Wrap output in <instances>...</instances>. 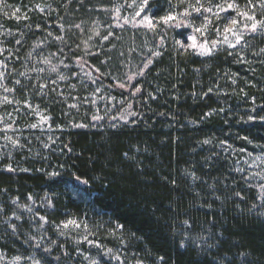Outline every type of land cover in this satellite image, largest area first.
<instances>
[{
    "label": "trees",
    "instance_id": "trees-1",
    "mask_svg": "<svg viewBox=\"0 0 264 264\" xmlns=\"http://www.w3.org/2000/svg\"><path fill=\"white\" fill-rule=\"evenodd\" d=\"M111 2L7 0L4 3L5 7H19L22 13L17 23L4 19L1 22L4 31L1 33H12L5 34L1 40L8 54L7 65L11 69L8 79L15 89L13 97L20 104L27 101L32 106L38 105L51 117L55 143L45 148L41 135L23 124L20 127L19 139L24 146L11 148L5 157L14 171L9 173L6 168H0V207L4 209L0 212V251L23 256L39 251L32 247L33 241L28 237L41 231L35 230L26 214H20L21 222L14 218L9 221L17 225L15 234L5 220L15 211L13 199L26 204L27 196L32 194L39 202L47 193L54 201V208L43 209L50 223L42 233H50L46 245L57 241L52 245L51 255H59L60 264H86L82 258H75L72 243L57 235L53 228L52 222L59 223L70 216L87 219L92 231L97 233L96 239L107 247L119 249L131 261L140 258L145 264H157L158 257L163 256L164 264H193V261L214 264L220 260L224 264H264V202L257 199L259 194L250 179H244L245 169L237 171L242 168L238 162L241 153L253 152L264 145V127L241 120V117L246 120L253 97L257 105L264 103V63L261 62L264 53L253 55L264 48V35L246 37L250 46L237 51H242L249 63L241 64L236 62V55L229 57L226 51L211 57L178 55L172 30L168 31L161 49H156L158 34L149 31L140 37L128 30L121 38L117 31L114 41L100 45L97 38L85 45L101 46L99 57L86 60L85 67L89 70V66L100 70L99 73L92 70V75L99 77L93 84L73 67L78 63L76 58L86 51L81 41L98 29L99 22L108 16L101 9L108 8ZM237 2L244 5L246 0ZM151 6L157 14L166 12L168 0H153ZM24 15L28 18L24 19ZM61 36L62 40L56 39ZM117 37L120 40H115ZM16 40L21 43L17 44ZM150 48L161 51L162 55L153 58L146 75L138 78L143 95H127L116 84L126 82L127 70L132 73L143 67L138 56H150ZM56 55L68 58L66 63L70 68L67 73L62 72L67 77L65 80H60L56 72L50 71V66L41 62L50 57L57 64ZM34 67L44 71H32ZM21 72L26 75L21 76ZM17 79L21 81L19 85L14 83ZM136 82L134 79L133 83ZM40 84H45L43 90ZM97 88L101 89L99 95ZM210 88L212 92H208ZM100 99L107 106L99 115L103 119L95 121L92 113ZM118 101H125V108L132 103V111L138 115L129 116L128 120L135 123L125 124L119 118L111 120L108 107H115ZM73 104L76 107H70ZM220 108L225 110L223 114L201 120L205 112ZM19 115L13 109L12 116L19 118ZM114 123L116 127L111 126ZM243 136L253 143L238 138ZM205 139L211 143L203 144ZM222 140L232 147L225 151L226 145H220ZM125 152L135 159L125 160ZM57 164L65 165L62 170L65 174L56 182L43 171H37H51L49 165ZM192 172L199 179L193 180L186 174ZM70 173L89 180V184H78ZM173 179L175 186L171 184ZM105 182L110 185L109 195L100 197L97 194ZM236 192L243 200L235 196ZM253 204L258 207L252 208ZM185 219L189 220L191 229L184 228ZM116 223L124 225L123 245L108 234V229ZM101 224L104 227L97 230ZM174 228L188 231L193 240L203 237L213 247L200 252L188 241L187 247L181 249L178 245L182 237L173 234ZM59 244H64L72 257H65Z\"/></svg>",
    "mask_w": 264,
    "mask_h": 264
},
{
    "label": "snow or ice",
    "instance_id": "snow-or-ice-1",
    "mask_svg": "<svg viewBox=\"0 0 264 264\" xmlns=\"http://www.w3.org/2000/svg\"><path fill=\"white\" fill-rule=\"evenodd\" d=\"M151 2L152 0H124L123 4L116 3L113 6L112 12L116 19L115 27L119 28L122 27V24L119 23L122 21L123 25L130 24L132 27H146L149 31L159 35V42L156 45V49H161L165 46L166 37L168 35L169 30H183L178 32L181 38L176 39L173 38V43L175 45V51L178 55L183 56H198V57H211L220 51H226L229 57L236 55L238 57L237 63L245 64L249 63L246 57L243 55L242 51H237L239 48L240 50L246 49L250 46L249 41L246 39L249 35L253 37L256 34L264 35V0H246L244 5H241L237 2V0H168V10L165 12L164 15L156 17L154 13H151ZM4 3V0H0V5ZM41 12L44 11L43 8L37 6ZM133 9L132 13L128 15L121 16V10L124 8ZM31 10V9H29ZM21 9L19 7L15 8L12 16L19 20L21 17L17 16L16 14L19 13ZM5 15H8L5 13ZM24 19H27V15L23 16ZM200 21L199 24L196 21ZM2 27V26H0ZM37 28L40 25L36 26ZM75 27L79 28L80 25H76ZM61 30H63V25H60ZM215 33V38H210L211 33ZM4 34V33H0ZM7 35H12L11 32L6 33ZM49 36H52V33H48ZM95 35H99V32H95ZM113 36V32L111 30L108 31V34L102 37L103 41H107L109 37ZM57 40H62L63 37H56ZM91 39V37H89ZM118 39V37H117ZM17 44H20V40H16ZM86 43V42H85ZM4 51L3 48H0V54ZM63 51V49H61ZM134 51V49H133ZM151 55L147 56L144 60L143 67L139 68L137 71H133L131 74L127 75L126 82H117L116 87L122 89L124 93L130 95L132 97H136L138 95H143V89L141 86V82L139 81V77H143L146 75L145 70L149 69V66L154 63L153 58H158L162 55V52L159 50L149 49ZM264 53V48H261L259 53L253 52V55H259ZM9 55L11 52L9 51ZM32 53H29L31 57ZM85 56L93 55V53H89L85 51ZM123 55V53H121ZM77 66L80 67L81 71H84L85 65L87 64L86 60H83V57L77 58ZM44 64H49L50 60L48 58H44L42 61ZM264 63V61H261ZM63 63V61H61ZM0 67L7 68L8 65L5 64L3 61H0ZM64 67H68L67 64ZM90 70L85 72V75L88 79L95 84L99 77H94L92 75V70L99 73V69L95 68V66H89ZM32 71L35 72H43L44 69L40 68H32ZM51 72L57 71V66L52 65ZM251 71H255V69H251ZM21 76H25L24 72L20 73ZM76 75V73H73ZM103 75V73H100ZM235 75V74H234ZM5 73L0 71V89H3L5 93L14 92V88H9L5 86ZM67 77L64 75H59L60 80H65ZM136 79L137 82L133 83V80ZM235 83V80L232 81ZM14 83L19 85L21 83L20 80H15ZM53 84L56 81H52ZM254 86V85H253ZM72 87H75L73 85ZM40 88L43 90L45 88V84H40ZM101 89L97 88L96 92H99ZM243 92L244 89H241ZM208 92H212L210 88ZM149 97L155 99V96H152L151 93L148 94ZM195 95V93H193ZM204 96H207L208 93H204ZM247 95V93H245ZM127 98V96H126ZM110 99H115L114 97H110ZM19 103V101H13L9 99L8 96H4L0 99V104H12V103ZM87 102V100H85ZM95 101H93L94 103ZM251 108L246 112V120L244 117H241V120L244 123L252 122L253 124L259 123L262 127H264V103L260 105L256 104V99L253 97L251 99ZM24 107L31 109L28 115L35 114L39 117L36 123H31L28 127L32 129H36L41 127L44 124H48L51 117L48 115L42 114V111L39 110V106L33 107L27 101L24 102ZM70 107H76L75 104L70 105ZM132 103L129 102L127 111L122 113L119 116V119L123 121L125 124L128 123H135V120L129 121L128 117H136L138 113L136 111H132ZM16 112H19V108L15 109ZM225 110L220 108L218 111L213 109L209 112H205L204 115L201 117V120L212 116L214 114H223ZM12 113H7L8 117H12ZM103 117L96 115L93 116V120L99 121L102 120ZM113 120H116L117 117H112ZM225 123H228L225 120ZM0 124L3 127H0V133H3V140L7 143H11L14 148L23 147L20 143L19 137H13L9 135V131L13 130V124H15V118L13 117L12 123H5V118L0 117ZM76 127H83L84 125H74ZM112 127H116L117 125L114 123L111 125ZM59 128L60 126L57 125ZM49 130H51V125H49ZM240 139L247 140L249 144H252L253 141L249 139L248 136L238 137ZM49 141L55 143L51 137H49ZM203 144H209L211 141L209 139H205L202 141ZM220 145L226 147L224 148L225 151L232 147L231 144H227L226 141H220ZM3 147V145H0ZM45 148L48 147V144L44 145ZM67 147V145H65ZM261 149L260 154H257L253 157L252 152H248L247 155L252 157V163L248 164L249 168H254L257 163L264 165V145L259 146ZM68 151L71 152V148H68ZM240 151H244V149H240ZM123 157L125 160H134V156H130L129 153H123ZM247 164L248 162L245 161ZM52 168L51 171H44L43 169H37V171H43L44 175L47 176L50 180L54 182L57 181V178L62 177L65 173L62 171L65 169V165L57 164L56 166L49 165ZM136 167L139 169L140 165L137 164ZM7 172L11 173L14 171L11 164L6 166L5 169ZM22 171H28V169H22ZM237 171H244L243 168L237 169ZM191 176L193 180L199 179L194 172L186 173ZM70 175L74 176L76 182L81 185H88L89 180L81 179L79 175L75 173H70ZM255 177L256 179L260 180L261 183L257 185L259 190V196L257 199H260L264 202V168H261L260 171H255L249 173V176L244 177L247 181L250 178ZM171 184L175 186L176 181L173 179L171 180ZM102 191L97 194L100 197H104L109 195L108 189L110 185L108 183L101 184ZM235 196L239 197L243 200V197L239 192L235 193ZM219 199V197H216ZM27 200L30 203L20 204L18 203V198L12 200V203L16 205L17 208H21L26 210L28 213L32 214V220L36 223V230L44 229L45 225L50 223L48 220L47 213L41 215L38 211L33 212V205L35 204V198L32 194L27 196ZM42 203L40 207H47L48 209L54 208V201L53 199L45 193L43 197H41ZM258 207L256 204L252 205V208ZM4 209L0 207V212H3ZM251 211V209H250ZM67 216V213H65ZM20 221L22 217L18 215L15 211H13L12 215L7 217L5 223L7 227L12 230V233L15 234L17 232V225L15 223H9V221L13 220ZM54 229L59 236H65L68 234L69 231L75 232L78 238H73L74 244L77 246L75 249V258H82L83 261H86L87 264H125V253H122L119 249H113L111 247H107L103 244L99 239H90L89 237H95L97 235L96 232L92 231V226L88 223L87 219L85 218H78L76 216H70L67 219L60 220L59 223H54ZM182 224L185 229H191L192 225L190 224L189 220L185 219L182 221ZM101 227H104L103 224L97 226V230ZM79 230H82L79 231ZM123 230L124 225L121 223H116L115 227L108 229L109 236L113 238H118L120 244H125V240L123 238ZM173 234L181 235V240L179 241V248L185 249L187 247V242L191 241L192 244L195 246L197 250L203 252L206 248L213 247V245L207 244V240L203 237L199 238V241L193 240L190 236L188 231L179 232L177 229H173ZM46 233L35 236L30 235L28 237L29 240L33 241L32 247L39 250L36 253H32L26 256L16 255L13 257V262H19L24 260L26 264H60L61 257L59 255L52 256V245L57 244V241L52 240L50 244H44V236ZM87 244L89 248H95L97 250L96 255H91L86 251L82 250L80 245ZM61 252L65 257H72L64 244L58 245ZM138 257V254H136ZM244 255V253H241ZM4 257L0 255V261H3ZM165 258L163 256L158 257L157 264H164ZM128 264H132V261H129ZM134 264H145L144 260L140 258H136ZM193 264H198L197 261H193ZM214 264H224L223 260L214 261Z\"/></svg>",
    "mask_w": 264,
    "mask_h": 264
},
{
    "label": "rangeland",
    "instance_id": "rangeland-1",
    "mask_svg": "<svg viewBox=\"0 0 264 264\" xmlns=\"http://www.w3.org/2000/svg\"><path fill=\"white\" fill-rule=\"evenodd\" d=\"M7 0H4V3H6ZM12 1V0H11ZM153 1V0H152ZM4 3L2 5H0V26H2L1 22L2 20H8L10 22H13L12 24L14 23H17L18 20L12 16V13L14 11L15 8L17 7H5L4 6ZM116 3H120V4H123L124 3V0H112L111 2V5L108 7V8H102L101 10L104 11V13H108V16L105 15L104 18L99 22V24L97 25L98 29L97 30H93L91 31L90 33V36H87L85 40L81 41V43L83 42V45L87 46V41L88 42H92V40H95V39H99L100 38V45L102 44H105L106 42H108L109 40H112L114 41V35L115 33L118 31L119 34L121 36V38L123 37V34L124 32L130 30V32H132V34H136L137 36H140L142 37L143 35H146L147 32H149V30L146 28V27H132L130 24L128 25H123L122 21H120L119 23L122 24V27H115V23L117 22L114 15H113V12H112V9H113V6L114 4ZM156 8H154L153 6H151V13H154V15L156 17H159L161 15H164L165 12H162V13H159L157 14L155 12ZM133 9H129V8H124L121 10V16H124V15H128L130 13H132ZM5 13H7L8 15H5ZM17 16L19 17H22V13H17L16 14ZM197 24L200 23V21H196ZM111 30L113 32V36L109 37V39L107 41H103L102 40V37L107 35L108 34V31ZM8 31V30H6ZM99 32V35H95V32ZM183 30H172L173 32V35L175 36L176 39H180L181 37L179 35H177L178 32H181ZM1 32H4L1 27H0V33ZM151 32V31H150ZM7 32H5L4 34H0V48H3V42L1 40L2 36H4ZM89 37H91V39H89ZM210 38H215V33L212 32L211 35H210ZM115 40H120V37L118 39H115ZM86 42V43H85ZM158 42H159V36H158ZM174 44V43H173ZM88 46L86 48H84L86 51H88L89 53H93V55H81L80 57H83V60H92V59H95V56L99 57V54H101V46ZM175 47V45H173ZM4 49V48H3ZM139 55V54H138ZM60 57V59H59ZM140 59H142V66H143V63H144V60L146 58V56H138ZM7 59H8V54L6 55L5 51H3L2 54H0V61H3L5 64H7ZM48 59L50 60V63L49 64H46L48 66H52V65H56L57 66V71H56V75L57 77H59V75L63 74L62 72H65L67 73L68 69L70 68L69 66L68 67H64L66 63V61L68 60L67 57H63L62 55H56V58L55 60L57 61V64H54V61L52 58L48 57ZM77 59V58H76ZM61 61H63V63H61ZM68 65V64H67ZM74 70L75 72H78V74H81V75H85V72L89 71V68L88 67H85L84 68V71H81L80 67H78L77 65H75L74 67ZM0 71H3L5 73V80H4V84L5 86L11 88L10 86V80L8 78H11L10 76V71L11 69H9V67L7 68H2L0 67ZM131 74V72L129 70H127L124 74L125 76V80H126V77L127 75ZM87 77V76H86ZM100 92V91H99ZM99 92H97V94L99 95ZM13 93L14 92H9V93H5L3 91V89H0V99H2L4 96H8L9 99L13 100V101H17L14 97H13ZM107 104L105 102H103V100H99V104L96 108V110H94V112L92 113L93 116H96V115H100L102 113V111H105ZM35 107V106H33ZM126 107V103L125 101H118L117 104L115 105V107H108V115L112 116V117H117L119 118V116L122 114V113H125L127 111V108ZM19 108V112H17L19 115V118H15V124H13V130L12 131H9V135H12L14 138L15 137H19V134L22 132V128H20L22 126V124L24 125V127H27L29 128L31 131H33V133H38L39 135L42 136V138H44L42 140V142H46V144L48 145H51L53 144L52 142L49 141V137L52 138H55L54 136V133H55V130H54V127L52 125V122H51V119L49 121L48 124H44L42 125L41 127L39 128H36V129H32L30 127H28V125H30L31 123H36L39 119V117H37L34 113L31 114V115H28L27 113H29L31 111V109L29 108H25L24 107V103L20 104V103H12V104H0V117H3L5 118V123H12V119H13V116L12 117H8L7 116V113L11 112L13 114V109L15 111V109ZM39 110L42 111V114L44 115H47V113L42 110L41 108H39ZM24 115V116H23ZM49 116V115H48ZM92 116V118H93ZM19 120V121H17ZM21 120V121H20ZM110 120V119H109ZM113 120V119H111ZM94 122V121H92ZM18 124V125H17ZM49 125H51V130H49ZM0 127H3L2 124H0ZM3 133H0V145H3V147H0V168H6L7 165L11 164V162H8L7 163V159H5L6 156H8L9 154V151L11 150V148L13 149V146L11 145V143H7L3 140ZM261 152V149H255V151H253V157L257 154H260ZM241 157L242 159L239 160L238 162L239 163H242V168L245 169L244 171V174L246 176H249V173L251 172H255V171H260L261 168H264V165H261L259 163H257V165L254 167V168H249L248 167V164H251L252 163V157H249L247 155V153H241ZM245 161H247L248 163L246 164ZM250 181H251V184L253 186V188L256 189V191L258 192L259 194V190H258V187L257 185L259 183H261L260 180L256 179L255 177H252L250 178ZM18 203L20 204H24V203H21L20 201H18ZM30 203V202H28ZM42 201H35V204L33 205V212H39L41 215L44 214V211L43 209L45 207H40ZM15 212L20 215V214H26L25 216H28L30 222L36 226V223L32 220V214L31 213H28L26 210L24 209H21V208H17L15 207ZM13 213V212H12ZM12 215V214H11ZM10 215V216H11ZM22 220V219H21ZM18 221V222H21ZM6 224V223H5ZM7 225V224H6ZM47 225V224H46ZM45 225V227H46ZM54 228V227H53ZM36 230V229H35ZM43 229H40L41 232H39L38 234H35V236H40L42 235ZM55 230V229H54ZM82 232V230H79ZM48 232V231H47ZM78 238L77 237V234L75 232H71L69 231L67 235L65 236H62V238H66L68 241H70L72 243V245L74 246V248L76 249V245L74 244L73 242V238ZM51 238L50 236V233H46V235L44 236V244L46 245L47 244V241H49ZM90 239H96V237H89ZM34 243V242H33ZM81 249L86 251L87 253L91 254V255H96V252L97 250L95 248H89V246L87 244H82L80 245ZM109 247V246H108ZM0 255H2L4 257V260L3 261H0V264H14L13 262V257L16 256V255H20V256H23L21 254H6L5 252H2L0 251ZM26 256V255H24ZM131 261V260H128V259H125V264H128V262ZM135 261L132 260V264H134ZM85 263L87 264V262L85 261ZM15 264H26V262L24 260H21L19 262H15Z\"/></svg>",
    "mask_w": 264,
    "mask_h": 264
}]
</instances>
